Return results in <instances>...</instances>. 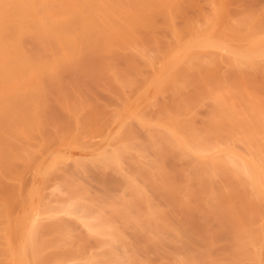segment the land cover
Masks as SVG:
<instances>
[{
	"label": "rangeland",
	"instance_id": "1",
	"mask_svg": "<svg viewBox=\"0 0 264 264\" xmlns=\"http://www.w3.org/2000/svg\"><path fill=\"white\" fill-rule=\"evenodd\" d=\"M248 1L249 0H247V2ZM243 2L245 3L246 0L245 1L243 0ZM263 2L264 0H256L255 2H251V4L253 3V5H255V9L257 10V7H259V5H261ZM238 4L240 3L238 2L236 6H238ZM248 5H250V3H248L247 6ZM241 6L243 5L241 4ZM234 8L236 9V11L237 10L239 11V8L241 7L239 8L234 7ZM252 8H254V6ZM261 10L264 9L261 8ZM259 12L260 11H258L257 13ZM183 52L184 51H178L180 56L181 53ZM152 53H153L152 55H148V56H153L154 58L156 54L154 52ZM156 53H157V56L155 57L156 61L152 58L154 60L152 66L149 64L146 65L143 62L144 65L140 66L137 69H132V68L129 69L127 66H125L126 68L122 69L123 67L121 66L122 70H118L120 69V67H118L117 69L118 71H116L115 69V72H113V68L112 70L107 69L103 71L104 74L106 75L109 72L108 70L111 71L109 72L110 74L108 73L110 75L108 76L109 78H112V75L114 76L118 75V77L120 76L121 77L120 81L123 82L121 84L120 81L116 80L117 83H115V81L113 80L112 81L114 82L113 84H111L110 86L107 85L108 87H105L106 84L108 83L107 81L106 83H104V86L100 85L102 84L101 81L103 82L104 79L103 78L101 79V81H99L100 79H98L100 84L98 82L97 86H94L96 84V83L94 84V82L96 81L91 83L87 82V84L86 82L85 83L79 82L80 84L77 83L76 85L75 83L77 81L76 82L73 81L72 83H71L72 81L71 79L69 81L68 79L69 71L66 72L65 70H60V72L56 71V74L57 73L58 75L60 74L59 76L61 77L62 75H65L66 78L68 79L67 80L65 76L62 77L65 78L66 80L65 83L64 80L62 79L60 82L55 83V85L54 84L49 85V83H45L43 84L44 86L41 85L36 89L38 91L43 89L42 91L43 93L44 91L45 92L47 91L46 93H44V96L49 92L50 94L47 95L48 97L50 96L49 98L45 97L46 98L45 99L43 98L44 96L41 95L40 98H37L38 101L37 99L35 100L31 99L32 101L30 102L28 100L30 96L28 97L25 95L26 97H28V99L25 96L23 98L21 97L22 99L26 100L24 101L25 103H23V106L27 105L26 103L27 101H29L28 103L30 104L32 103V105L35 104L33 112L36 113L38 112L39 118L36 113H33L31 111L32 113H30V115L27 118H22V119L19 118L20 123H22L23 121V124H19V122L16 121L19 125L21 126L24 125L25 126L24 129L26 130L28 129V131H25L23 129L24 126L17 127L18 126L17 123L16 126H14L15 130L13 129L14 130L13 131L11 129L12 131H10L13 132V134H11L9 131L8 132L7 131L3 132V130L0 131V139H1L0 141L1 142L3 141L2 143L4 144L10 143L8 145H12L10 147L5 145L4 147L3 146L4 144H2L4 148V150L2 149L3 154L0 152L2 154V155L0 154V157H2L4 155V151L6 150L5 148H7L5 152H7L9 148L11 152L9 153L12 154V157L10 158L11 162L10 161L9 163L6 162L7 164H10L9 169H5V167L7 168L8 165H4L5 167L2 168L5 171L4 174L3 173L1 174L6 175L5 177L6 182H4L5 180L4 177H2L3 175H1L0 177L1 181L4 180L3 182L4 184H6L5 188L3 189L2 187L4 185L1 186L3 183L0 182V184L2 183L0 185L1 187L0 190L2 189L0 191L1 192L0 194L4 193V196L2 195L3 198L0 200V208L2 207L1 208L2 210L0 209V230L4 231V234L0 232L1 234L0 238H2V236L4 238L7 237L6 239L8 240V244H9V246L8 244H6L7 249H5L6 248L5 246L3 247L4 250L1 248L0 245V252L3 250L4 253L6 254L5 256L2 254L3 251L1 252V256H0L1 264H6L5 260H7L10 257V255L12 260L14 261L8 262L7 260L6 262H8L9 264H12V262L14 264L18 260L19 263L16 264H24L23 262L27 264V262L29 261L28 258L26 257L25 259L24 256H23L24 258L21 257L24 254L26 255L25 251L28 252L27 256L30 259L35 257V259H37V263L39 264H232V263L239 264V263H235L234 261L238 257V254L237 256H234V259L232 257L234 250H236V253H238L236 248L237 245L235 247L234 244L235 249L233 250L232 243L236 241L234 240V238L237 239L238 235L240 236L241 233L239 234V231L236 229L238 231V234L236 233L237 236L235 235L236 237L232 238L231 234L229 236V234L227 233L226 236L225 234L226 232L224 233L225 236H223V231L226 229V227L225 229L221 228L223 231L220 230L218 231L217 229L218 225H221L218 222L217 217L220 215H224V211H225V210L223 211L222 209L224 207L222 202L225 203L224 201L229 198V197L227 198L228 195L234 197L233 196L234 193H232L231 190H228L230 187L228 189H226V187L228 185L230 186L231 183L233 187H235L234 184L236 183L239 185L240 184L239 181L241 179H242V183L245 182V186H247V181L250 180L248 179L246 173H244L245 175L241 173L242 172L241 170H237L235 171V173L231 171L232 174L230 173V170L237 169L233 167L230 168L234 160H236L235 163H237L238 160H241L243 158L244 162L242 163L247 164L248 168L251 167L249 163H246V161L247 160L249 161L250 159L246 156L247 154H251L249 152L246 153L249 149L246 151L244 145L241 144L239 141H237L239 139L237 138L234 139L232 137L231 138L229 137L230 139L227 138L228 130L230 132L232 129L229 128V126L230 127L232 126L233 124L232 120L234 118V116L232 117L233 115L232 111L227 109L228 104L231 102V101L229 102V100H231V97L229 98L228 95H226L227 97H223V99L226 98L229 99L228 101L226 100L227 102L226 101L222 102V106L224 104L225 106H227V107L223 106L224 108H226L224 110L220 108L221 105L217 104L218 103L217 98L214 95L209 94L210 89L211 91L217 89L218 84H216L215 82L209 84L208 88H203L205 89L204 91L201 90L199 88L200 86L198 85L200 91L197 93L196 90L199 89H196L197 87L195 85H194L195 87L188 86V89L186 88L187 86L186 87L179 86L177 92L180 91L181 88L183 89V92L180 91L181 92L180 96L176 95L177 93L173 91V93H176L174 95H176V97L177 96L179 97L178 100L180 99V101H178L180 102L179 104H181L179 105V107L186 106L185 108H187L189 112L194 114L191 115V113H189L184 108H182V111H180L181 112L180 115L183 116V118H181L179 114L175 115L176 113H178L179 110H181V108L179 109L177 107L178 109H176L175 106L178 103L174 104V102L171 101V103L174 104V107L176 109V110L173 109L175 111V112L173 111L175 114L170 110L174 114L173 117L176 118V120L181 119V122L183 121L184 123H188L190 121L191 122L190 125L194 124L197 127L201 128L203 131L209 128V130L206 131L207 133L206 132L205 133L206 134L210 133V134L206 135V137L209 136L207 138L204 137L203 135L204 138L203 137L202 138L204 139V141L206 140L205 142H207L204 145V141L202 139H201L202 141L198 140L199 139L198 135L205 133L202 132L200 129H199L200 131L198 130L196 131L195 129H198L197 127H194L192 129V126H190L189 128L190 130H192V132H188V130H186V132H188L186 133V135H185V131L182 133H178V131H183V130H178L177 128L182 123L179 124L176 122L177 123L176 126L178 124L179 125L177 127L172 126L171 124L175 122V119H172L173 117L172 118L170 117L172 116V113L170 112L169 114L171 115H168L167 112L169 111L166 112V110L163 111L164 109L161 110L160 107L161 105L160 106L158 105V100L163 99V101L164 100L168 101V98L166 97H169L170 99V96H166V97L164 96V98H162L163 95H168L169 93L163 94L162 92V96H161V94L158 93L161 90L159 86H161L162 89H165L164 92L165 91L168 92L171 91L173 88L176 90V87L178 85L175 87L174 83H169V84L166 83L168 86L174 84V87L172 85L171 86L172 88H170V90L163 88L164 86L163 84L165 83L159 81V80L162 81L163 77L168 78L167 80H165L164 78L165 80V81L163 80L164 82L169 80L173 81V78H169L172 77L170 76L171 74L166 76L167 65H165V63L168 64L169 54L167 53L168 56H166V59H163L162 57L163 55H161L162 53L160 55H159L160 52H156ZM121 54L122 55L125 54L124 56H127V53L123 52L120 53V55L116 54L115 58L114 55L112 57L114 58V60L116 59L121 60V62L118 63H122L123 59L121 58H125V57L122 56ZM129 54L130 53H128V55ZM130 56L132 57L133 55L130 54ZM136 56L137 55H134V57ZM138 57L137 59L139 60H145L142 58H148L146 57V55H139ZM126 59H124V62ZM155 63L157 64L155 65ZM162 67H164L165 69L164 68L161 69ZM182 67L183 66H181L180 68L183 71L180 70V72H184V68ZM174 68L178 72L176 67L170 66V68H168V73H170L171 71L174 72L175 70ZM219 69H220V73L226 74V77H229L232 74L231 71L229 69H226L224 66L220 67ZM91 70L89 71L91 72L90 74L95 76L97 74V77L101 76L100 72L102 71H99L98 74L97 69H94L96 73L93 71V69ZM87 71L86 73L89 74V72ZM185 71H186L184 72L185 74L183 73L182 76L186 75L190 78L193 77L204 78L211 73L210 71L204 69L202 70V73H199V71L197 70L190 71L185 69ZM163 72L165 74H163L162 76L161 73ZM180 72L178 74L181 76ZM235 73L236 72L234 71L233 74ZM257 73L258 74L255 76L253 75L249 76L246 74L243 76V78H245L247 80V83L252 87V91L254 92L258 91L260 93L258 94L257 92H255L259 95L258 98L260 99L257 101L254 98L253 100H254V104L256 102V107L252 103V105L254 106L253 107L251 106L250 108L249 103H251L252 99H249L251 101L246 100V102H249L247 106L246 102L243 101L244 99H242L239 96L238 97L234 96V98H236L235 99L236 102L234 103L238 105V106L236 105L235 108L240 107L242 105V108H237V110H235L238 112L240 111L239 109H241L239 114L245 113V115L252 116L251 113H253L254 110H256V109L254 110L252 109L257 108L258 105L261 103V101L264 100L263 99L264 82H262L263 74L260 71ZM155 76H156L155 79H157L159 82L154 79ZM251 77L255 78L256 82L250 81ZM109 80L111 81V79ZM67 81H69L71 84L70 83L68 84ZM159 83L161 85L158 86ZM108 84H110V82ZM193 84L194 83L191 82V85ZM45 85L47 86L45 87ZM85 85H87V87ZM154 85H156V87ZM187 85H190V82ZM193 88H195L196 90H194ZM184 89L186 91L188 90L191 94L190 95L187 94L188 92L186 93L187 95L182 94L186 92L184 91ZM64 90H66L67 92ZM75 91L77 93H75ZM78 92L80 93L82 92V93L80 94ZM59 93L64 95L62 96L60 95L58 98L57 95ZM65 93L66 95L69 94L72 97L70 98V96L68 95L67 96L68 99H67ZM171 93L172 92H170V94ZM194 93H196V96L199 97L198 99H196L198 100V103L199 101H202L199 104L197 103L196 106L192 104L193 102H196L193 99L197 97H194L193 99H192L193 96L189 97L191 95H194ZM52 94H54L55 96L53 95L54 96L53 97ZM75 94H79V95L75 96ZM92 94L93 97L94 94L96 95V97L93 100H92L93 97L92 96L90 97V95ZM172 94L171 97L174 98L175 96H172ZM80 95L81 97L83 96L84 98H81ZM85 95H86V99H85ZM181 95H183L182 98ZM208 95H210V97H207ZM56 96L59 100L62 101H56L58 100ZM87 97L88 100L90 99V102L92 101L93 102L88 103ZM176 97L175 99H177ZM185 97L187 101L193 100V102L192 103L187 102L184 103L186 104L184 105L182 101L183 99L185 100ZM211 97H213L214 99H212ZM79 98H80V102L77 101V99L79 100ZM40 99H42L43 102ZM44 99L45 101L49 99L51 101L49 100L48 101L49 103L47 104V102H45ZM63 99L67 100L66 103L63 102ZM72 99L73 101L76 100L77 102L73 103ZM237 99L239 103L237 102ZM68 100L72 101V103L70 102V104H72L70 106L71 110L70 108L68 110L69 107ZM85 100H87V102H85ZM97 100H99L100 105L97 104L98 103ZM52 103L55 104L53 105ZM60 103L62 104L64 103V105L62 104L59 105ZM82 103H85L86 106L88 105L89 106L86 107L84 106L85 104H83L84 107H82L83 109H81ZM50 104H52V106ZM164 104H165L164 106H166V103ZM44 105L45 107L47 106L45 110H44ZM49 105L51 108H49ZM168 105L171 106L170 104ZM29 106L27 105L28 109L32 110L33 106H31V108ZM40 106H42L41 110H39ZM77 106H79L81 109L80 111H78V113H76L78 115H76L75 113H71V112H77L79 108ZM245 106H247V110H245L246 109ZM52 107L56 108L54 109L55 110L54 112H56V114L52 113L53 112ZM212 107L213 108L216 107L219 110L217 111L216 109H214L215 110L214 112ZM243 107L245 108L244 112H243ZM259 107L263 112L264 103L262 106L260 105ZM35 108L37 110H35ZM189 108L192 109L189 110ZM167 110H169L168 107ZM248 110L251 111L250 114L249 113L246 114V111ZM42 111L43 113L45 111V113L42 114L41 113ZM210 111H213L214 112L213 114H218L217 117H214L216 115L212 116L211 114V117H214L215 119L209 116L208 113ZM229 111L231 112V115ZM222 112L224 114L226 113L225 117H223L224 115ZM221 113H222L221 115L222 118L220 117L221 118L220 119L219 116ZM31 114L34 115L35 117L33 118ZM74 114L76 115L75 117L72 116ZM185 115L186 116L188 115L187 116L188 119H186L187 117L185 118ZM30 117L33 118L31 119V122L29 119ZM245 117L247 118V116ZM19 119L17 118L18 121ZM28 119H29V123H31L29 125V128L33 124L35 125L37 124L36 126L34 125L35 127L32 126L35 129L31 127L29 131V128H26L27 126L25 125L26 124L25 122H27ZM205 119H207L209 123H207V120L204 122ZM15 120L13 119L14 123ZM67 120L71 121L70 122L71 126H69V124L66 125ZM62 122L63 124H61ZM211 122L213 123L216 122V124H213L215 128L213 125H211ZM14 123L12 125H15ZM42 125H44L45 127ZM62 125L66 128L67 126H69V128L72 127V130L67 131L65 130L66 128H64ZM204 125L208 126V128L205 127L204 129ZM186 126L188 127V124L185 125V127ZM185 127L183 128L179 126V129L180 128L185 129ZM169 129L170 130L172 129L171 130L172 132H170V134L172 135L173 133L174 136L173 135L171 136L169 134L170 131ZM215 129H217V131ZM16 130L18 131L16 132ZM20 130H22V132ZM174 130H176L178 134H176ZM219 131H221L220 133L225 132V134L222 133L221 136H216L214 133L217 134ZM193 132L197 133L196 138L194 140L200 141L199 144L201 145L198 144L199 145L198 147L203 146L206 152L210 151L211 148L210 145L211 146L215 145L212 148L216 147V149L211 150L209 153H204L200 151L203 154H201L200 152L198 153L199 150L198 151H196L195 149L193 150V147L195 146L190 147V145L187 143V141L191 142L193 136L195 137V134ZM7 134H10L11 136L9 137ZM223 135L225 136L227 135V137H224ZM178 136L179 138H177ZM6 137L7 138L9 137L11 142L12 140L13 141L15 140L16 142L14 141L12 142V144L11 142H6L5 140L9 141V139H7ZM171 137L175 141H173ZM180 138H182L183 140ZM177 139L179 141L182 140V142L180 141L178 143L180 144L179 146H177L178 144H176L178 141ZM232 139L235 140L234 141L235 143L232 141ZM152 141H156L157 145L155 146V143ZM159 142L161 143L160 145L161 147H158ZM171 142H173L174 145ZM153 143L155 148L151 146L153 145ZM245 143L247 142L244 141V144ZM235 144H236V146L234 147L235 149L232 147H228L236 151L234 154L236 155V158L233 157L231 158V156L234 155L231 156L227 155L229 153L225 152L227 149L226 145H235ZM171 145H173L174 147ZM246 145L249 144L247 143ZM218 146L219 147L222 146V149L217 148ZM159 148L162 152H159L160 151ZM157 150L159 154L158 152H156ZM219 152L220 154L222 152L223 155L226 154L227 157L229 156L228 158H231L232 162L230 161V163L228 164L229 161L228 162L225 161L228 159L227 157H224V159L225 158L227 159L221 160V162H219L220 159H223L222 157L219 159V161L217 160L216 162L213 161L210 163L208 162V160L206 162L205 158L203 157L205 156V154H207L206 157L211 156L212 159L210 157H209L210 159L209 158L208 159L209 161H212L214 157L213 154L218 155L216 153ZM239 156L241 157V159L239 158ZM200 157L204 158V160L202 161L201 159L200 161ZM8 159L9 158H7V160ZM197 164L198 166H200L201 164L204 165L203 166L201 165L202 168L200 167L201 169L199 170L197 168ZM206 164L208 166H205ZM237 164L240 165L239 162ZM245 164L243 165V168L247 166V165L245 166ZM194 165L196 166L194 167ZM0 166L2 167V165ZM222 167H226L224 169H228V168L230 169L227 170L229 172L226 173L229 174L228 175L229 177L233 178V176L236 175L237 178L238 177L239 178L235 179L236 177H234L230 183L224 182L227 181L226 180L227 176H225V174L222 175L223 174V172L221 173ZM195 168H197L199 171H201L202 169H206L205 170L206 175H202L204 174V172L202 171L200 174L199 171ZM195 170H197L196 171L198 172L197 174L200 175H195L196 173ZM208 171H210V175H208L209 178L208 179L206 178L207 180L205 179L206 181H203L202 179L204 177H207V174H209ZM212 171H214L215 173L211 174ZM238 171H241L239 173L242 174L240 175L241 177L237 175ZM220 173L221 176L218 175ZM199 176L201 177L202 181L200 180ZM244 176H246L247 179ZM242 183L241 186L244 185ZM248 183L250 184L248 186L253 188L250 181ZM224 186L226 189L225 192L229 191L228 194L224 192L225 195H227L225 197L227 199L224 198V201H222L221 196L220 197L214 196V198L213 197L211 198V196L215 194L216 195L220 194V193L217 194L215 192V189H217L218 191ZM241 186H239V188L241 189L245 188ZM189 187H192V189H189ZM236 187L234 189L239 193L238 195L240 194L244 195V193L247 192V191L245 192L244 190V193L242 194L240 193L239 190L236 189ZM187 188L190 191L194 192L192 193L189 191L190 194H192L190 197L188 196L189 192ZM220 191L223 192V189H221ZM242 191L243 189L241 190V192ZM251 191L253 190L252 189L250 190V193L252 194L253 192ZM258 191H261V193L263 192L262 195L264 194L263 189H260ZM210 193L211 196H209V198H211L212 200L207 199L208 198L207 196L210 195ZM250 193H248L246 197L247 196L250 197L249 196ZM222 196L224 197V194ZM263 199L264 196H262V200ZM207 200L209 201V203H212V205H214L213 208H215V205L216 208L219 207L220 205H223L219 207V209L221 208L222 210L218 209L221 212L217 210L221 214L218 213L219 214L218 215L216 211L214 213L215 215L213 213L212 215H209L208 213H207L208 215H205L206 212H204L203 210L206 209V211L207 210L210 211V206H208L209 203L207 202ZM225 204H228V202ZM262 204H264V201ZM212 205H211V209H212ZM185 207L189 208L190 209L189 211H194V212L196 211V214H192L194 212L191 213V216L194 215L193 220L191 219L192 222L189 219L192 217L190 216L188 218L187 215L190 214H187L188 209L187 211H185ZM206 207H208L209 209ZM215 210L216 209H214L213 211ZM256 210L257 209L255 208V211ZM262 210L264 209L261 208L260 211ZM260 211L258 212L260 213ZM204 215L207 218H205ZM232 215H233V211H232ZM250 216L254 217V215L253 216L250 215ZM185 217L186 219H189L191 223L190 222L188 223V220H185ZM229 217L232 216L229 215ZM245 217L247 218L248 215H246ZM259 217L262 218L260 219L261 221L264 220L263 216L260 215ZM239 218L237 219L235 218V219L238 220ZM241 219L242 222L244 223L248 222V220L245 221L244 217L243 218L241 217ZM205 220L207 221L206 224L207 226L206 225L204 226L208 227V229L207 228L204 229L203 223H201L204 222L205 224L206 223ZM260 220H258L259 228L256 226H255L256 228L255 227L254 228L255 230H260V226L262 225L261 231L263 234L264 223H260L261 222ZM219 221L221 222L222 218ZM242 222H241V226H243ZM255 223L253 224L255 225ZM238 224H240V221ZM5 225L7 226V228L6 227L4 228ZM182 226H185L186 228L185 227L182 228ZM249 226L247 228L249 230L248 231L246 230L248 232V235H250V229L253 228L251 226L249 228ZM177 227L180 228L181 230H179ZM228 227L232 228V226H227V229ZM32 229H36L37 232L39 233V235H37L38 233L34 234L33 235L34 237H37V239L44 238L43 241L44 244L40 243L36 239V241L40 243V244H37V242L35 243L34 249L36 250V252L33 251V248H31V246L25 249L27 244L29 245L33 243L32 242L33 240H31V242L28 241L29 237L30 238L33 237L32 236L33 233L32 234L29 233L30 230L32 231ZM216 229L218 233L222 234L221 237H216L218 234L216 232ZM245 229L246 228H244V232ZM231 230L233 232V229ZM255 230L252 231L256 232ZM26 231H28V233ZM261 231L254 233L255 235H257L254 237L255 240H257L258 233H260ZM16 233H18V236L21 234L20 235L21 237L19 238ZM215 233H217L216 236ZM262 234L260 233L259 235L261 236V240L263 239L264 241V236ZM203 235L205 236V238H207V240H204L205 238L202 237ZM13 237L16 241L13 239ZM24 239L26 240V242ZM213 239H216V241L213 242L214 241ZM2 240L0 242H3ZM260 241L258 242L256 241V242L259 244ZM24 243L27 244L25 245ZM247 243L249 245V242ZM261 243L262 241L260 242L259 246H261L262 248L264 244L262 245ZM41 244L42 246H40ZM254 244L252 243L253 247ZM258 244L255 246L256 248ZM246 245H245L246 249L244 247H241L243 251L244 250L247 251L248 245L247 246ZM252 245L250 244L251 246L250 249H252L253 251ZM220 246H222L223 248ZM42 249L44 255L42 256V260H41L40 256L42 255ZM250 249L248 251H250ZM203 251L204 252L206 251V257L200 256L201 254L204 253ZM207 251H210L213 254L212 257L207 258V255L210 253L209 252L207 254ZM262 251H264V249ZM16 252H17V256H16ZM242 253L241 256L239 257H242L243 255L246 258V254H245L246 252H244V254ZM13 254L14 257L12 256ZM248 254L247 256L250 259V262L248 261L249 259L247 260V262H244L245 258L243 259L242 257L243 261L241 262H244L243 264H253V261H251L253 259L250 258L252 256V252L251 254L250 253ZM21 260H23V262H21ZM26 260L28 261L26 262Z\"/></svg>",
	"mask_w": 264,
	"mask_h": 264
},
{
	"label": "bare ground",
	"instance_id": "2",
	"mask_svg": "<svg viewBox=\"0 0 264 264\" xmlns=\"http://www.w3.org/2000/svg\"><path fill=\"white\" fill-rule=\"evenodd\" d=\"M202 1L203 0H201V1L200 0H0V131L3 130V132H6V131L10 132L14 129V126H16L17 122H19V124H23V121H22V123H20L19 118H21V119L27 118L30 115V113L33 112L34 107H35L34 106L35 104L32 105V103L30 104L28 102L29 101L31 102L32 100L40 98L41 95L44 96V93L47 92V91L46 92L44 91V93H43L42 92L43 89L39 90V91L36 90L38 87H40L41 85H43L45 83H49V85L50 84L55 85V83L60 82L62 79L64 80V83H65L66 76L62 75V77L65 76V78H62L61 76H59L60 74L59 75H58V73L56 74V71L57 72L58 71L60 72V70H65L66 72L69 71L68 79H69V81H70V79L72 80L71 83L73 81H75V82L77 81L76 83L74 82L76 85H77V83L80 84L79 82H82V83L86 82V84H87V82L91 83V82L96 81V82H94V84L96 83L94 86H97L98 82L104 78L105 82L103 79V82L101 81L102 84H100V82H99V84L104 86V83H106V81L108 83L110 82V84L107 83L105 86V87H108L114 83V82H112L113 80L115 81V83H117V81H120V79H121L120 76L118 77V75L114 76L112 74H111L112 78L108 77V76H110L109 72H111L110 70H112V68H113V72H115V69H116V71L122 70V69L126 68L125 66H127L129 69H131V68L137 69L140 66L144 65L143 62L146 65L149 64L152 66L154 63L155 57L157 56L156 52H160L159 55L162 53L161 55H163L162 56L163 59H166V56H168L167 55V53H168L169 54L168 64L165 63V65H167L166 76L171 74L170 76H172V77H169V78H173V81L169 80V81L164 82L165 80L168 79L165 77H163V80L165 78L164 81L163 80L162 81L159 80V81L162 83H165V84H163L165 87L163 85L162 86H163V88H166L167 90H170V88H172L171 87L172 85L174 87V84H175V87L178 85L176 87V90L173 88L171 91H168V92L165 91L164 92L165 89H162V87L159 86V85H161L160 83L158 84L159 88L161 89L160 91L158 89V91H159L158 93H160L161 96H162V92H163V94L169 93L168 95H163L162 98H164V96L165 97L170 96V99H169V97H166V98H168V101L167 100L163 101V99H161L163 101L162 102L161 100H158V105L159 106L161 105L160 106L161 110L164 109L163 111H165V110H166V112L169 111V112H167L168 115H171L169 113L171 111L173 112L174 111L173 109H175V107H176V109L181 108V110H179V111L177 110L178 113L175 114L174 113L175 111L173 112L175 115L179 114V116H181L180 111H182V108H184L186 111H188V109L185 108L186 106L185 107H182V106L179 107V105H181V104H179L180 102H178V101H180V99L178 100L179 97L178 96L176 97V95L180 96V94H181L180 91L183 92L182 88L180 89V91L177 92V90L179 89L178 88L179 86H182V87L187 86L186 87L187 89H188V86H192V87L196 86L197 87L196 89L200 88L201 90L204 91L205 89H203V88H208L209 84H211L212 82H215L216 84H218V87L216 90H212V91L209 87V89H210L209 94L214 95L217 98V102H218L217 104L221 105L220 108L224 109V110L226 109L224 107H227V106H225V104H224L223 105L224 107H223L222 102H224L226 100L228 101L229 99H227V98L223 99V97H227L226 95H228L229 98L231 97V100H229V102L230 101L231 102L230 103L228 102L229 104H228L227 109L232 111V113H233L232 117L234 116V118L232 120L233 124L231 123L232 126L230 127L228 125L229 128H232V129L230 131L231 133L228 130V133H227L228 137H227V135L226 136L223 135V136L227 137L228 139H230L231 137L234 139L237 138V139H239L237 141H239L241 144L244 145V147L246 148V151L249 149L246 153L249 152L251 154H247L246 156L250 159H249V161L247 160L246 163H249L251 165V167L248 168L247 164L242 163V162H244V160H243V158L241 159L240 156H239V158L241 160H238L240 165L237 164L238 162L235 163L236 160H234L233 162L231 161L232 157L236 158V155H234L236 152V151H234V149H235L234 147L236 146V144L235 145H226L227 149H226V151L224 150L225 152L229 153L227 155H230V156L234 155V156H231V158H228L229 156L227 157L226 154L223 155L222 152H221V154H220V152L216 153L218 155L213 154L214 157H213L212 161H209L211 156H209L210 158L208 156L206 157L207 154H205V156H203V155H201V156H203L205 158L206 162L208 160V162H210V163L213 161L216 162L217 160L219 161V159L222 157H223V159H220L219 162H221V160H225L228 158L225 161L226 162L229 161L228 164L230 163V161L232 162L230 168L233 167V168H237V169L236 170L233 169L234 170L233 171V170H230L229 168L224 169L226 167H222V171H221V173L223 172L222 175L225 174V176H227L226 177L227 181H224V182L230 183L234 177H236L235 179L239 178V177L237 178L236 175L233 176V178L229 177L228 176L229 174H226L229 172L227 170H230V173H231V171L233 173H235V171L241 170L242 172L238 171L237 175L240 176L242 174L245 175L244 173L247 174L248 179H250L247 181V186H245L244 181H243L244 183H242L241 178H240L241 180L239 181V183H240L239 185L237 183L236 184L233 183V184L235 185V187L237 186L236 189L239 190L240 193L243 194L244 190H245V192L247 191L246 192L247 194L244 193V195H241V194L238 195L239 193L234 189L235 187H233L231 185L232 183L230 184V186L228 185L226 187V189H228L230 187L228 190H231V192L234 193L233 194L234 197H231L229 195L228 196L225 195V193L228 194V192H229V191L225 192V190H226L225 186L223 188H221V189H223V192L220 191L221 189H219L218 191H217V189H215V192L217 194H219V193L220 194L219 195L215 194V195L211 196V193H210V195L207 196L208 197L207 199L210 200L212 197L214 198V196H219V197L221 196V200L224 201V198L226 196H227V198L229 197L228 199L225 198L227 200L224 201L225 203L228 202V204H225L222 202V204L224 205V207L222 209H223V211L225 210L224 215H220L221 217L218 216L219 214H221V213H219V212H221V211H219L221 209V208L219 209V207H221L223 205H220L217 208L215 205V208H213L214 205H212V203H209L208 200H207V202L209 203L208 206H210V211L209 210L206 211L205 208H204L205 210H203V211L206 212L205 215H208V214L212 215V213L214 214L219 209L218 210L219 212L217 211V214L219 213L217 215L219 218L217 216L216 217H217L218 222L221 225H218V227H219V228L217 227L218 231L219 230L223 231L221 228L225 229V227H226V229H227V226H232V228L228 227L227 230L225 229L223 231V236H225L224 235L225 232H226L225 233L226 236L228 233L229 236H230V234L232 235V238L237 236L236 233L238 234V231H239V234L241 233L240 234L241 237L239 235L237 237V239L238 238H240V239L237 240L236 238H234V240H236L237 242L235 241L232 243L233 244V250L235 249V247L237 245L236 248H237V252H238V253H236V250H234L233 256H232L233 259H234V256H237V254H238V257L241 256V253L243 251V249L241 247H244L246 249L245 245L246 244L248 245L247 242H249V245L248 246L246 245L248 247L247 251L251 247L250 244L251 245H252V243L253 244L255 243V244H254V247L252 245L253 251H252V249H250V251H248V252L246 250L243 251L242 254H244V252H246L245 254H246V258H247L246 259L245 256L242 255L243 259L244 258L246 259V260L244 259V262H247V260L249 259L248 253L251 254V252H252V256L250 258L253 259V260H251V261H253V264H256V263H258V264L263 263L264 264V255H263L264 251H262L264 249L263 248L264 241H263V239L261 240V236L259 235L260 233L262 234V231H261L262 225L260 226V230H255V228L259 226L258 220L262 219L259 216L260 215L263 216V219H264V210L260 211L261 208L264 209V204H262L264 201V199L262 200V196H264V194L262 195V193H263V192L261 193L262 190L258 191L260 189L264 190V162H263L264 161V111L262 112V110L259 107L260 105L261 106L263 105L264 100H262L263 103L261 101L262 104L258 103L259 108L257 107V108L252 109V110L256 109V110H254L253 113H251V111H249V110H248L249 112L246 111V114L251 113L252 116L249 115L250 116L249 117L248 115H245V113H242L245 116H247V118L244 115L239 114L241 109H239L240 111H238V112L235 111V110H237V108H242V105L240 107L235 108V106L237 104L234 103V102H236L235 101L236 98H234V96L235 97H238V96L241 97L242 99H244L243 100L244 102H246V100L252 99V101L249 100V101H251V103L246 102V105L249 103L250 108H251V106L253 107L254 105L256 107V102L254 104L253 99L255 98V100H257V101L260 99V98H258L259 97L258 94H260V93L258 91H255L258 93L257 94L254 91H252V87L247 83V80L245 78H243V76L246 74L249 76H252V75L255 76L258 74L257 72L260 71L263 74L262 82H264V10H261V8L264 9L263 8L264 2L261 5H259V7L256 6L257 7V10H256L255 5H253V3L251 4V2H255L256 0H252V1L249 0L248 2L246 0V2H245L246 4L243 2V0L242 1L240 0L241 2L237 1V0H205L203 2ZM204 2H206V3H204ZM238 2L240 4H238V6H236V4ZM248 3H250L251 7H250V5L247 6ZM241 4L243 6H241ZM253 6H254V8H252ZM234 7H236V8L241 7V8H239V11L238 10L236 11V9ZM252 9L254 12L252 11ZM258 11H260V12L257 13ZM178 51H184V52L181 53V56H180ZM123 52L127 53V56L129 57V59L127 56H124L125 54L124 55L121 54L125 58H121V59H123L122 63H118V62H121V60L116 59V60H118V61H116V60H114V58L116 57V54L120 55V53H123ZM152 52H154L156 54V56L154 58H153V56H148V55H152L153 54ZM128 53L132 54L133 56L131 57L130 54L128 55ZM113 55H114V58L112 57ZM134 55H137V56L134 57ZM139 55H146V57H148V58H142L145 60H139V59H137V57ZM126 57H127V59H126ZM149 57H151V58H149ZM124 59H126L125 62H124ZM160 61H161V59H160ZM122 64H124V65H122ZM156 64L157 63H155V65ZM121 66L123 67L122 69H121ZM170 66L176 67L178 72L174 68L175 69L174 72L171 71L172 73L171 72L168 73V68H170ZM181 66H183L182 68H184V72H186L185 69H187L190 71L191 70H195V71L197 70V71H199V73H202V70L204 69V70L210 71L211 73L204 78H202V77L190 78L186 75L182 76L184 72H180V70H182L180 68ZM223 66L226 69H229L232 74L235 71L236 75L231 74L229 77H226V74L220 73L219 68L223 67ZM118 67H120V69H118ZM163 68L164 67H162L161 69H163ZM89 69L90 70L93 69V71H94V69H97L98 74H99V71H102V72H100L101 76L97 77V74H96V76L90 74L91 72H89L90 71ZM107 69H110V70H108L109 74L107 73V75H106V74H104L103 71H105ZM86 71L89 72V74H87ZM164 72H165V70H164ZM164 72L161 73L162 76H163V74H165ZM175 72H177V73H175ZM179 72H180L181 76L178 74ZM102 76H104V77H102ZM156 76L154 77V79L156 78ZM162 76H161V79H162ZM98 79H100V80L98 81ZM109 79H111V81ZM155 80H157V79H155ZM69 81H67L68 84L70 83ZM170 81H172V82H170ZM250 81L256 82V79L251 77ZM189 82H190V85H187V84H189ZM191 82L194 84L191 85ZM121 83H123V82L120 81V84ZM166 83H168V84L174 83V84H171L170 86H168ZM58 85H59V83H58ZM46 86L47 85H45V87ZM62 86H64V85H62ZM85 86L87 87V85H85ZM89 86H90V84H89ZM154 86L156 87V85H154ZM201 86H203V87H201ZM49 87H51V86H49ZM56 87H57V85H56ZM193 89L196 90L195 88H193ZM200 89L196 90V93L199 92ZM209 89H208V91H209ZM64 91H66V90H64ZM173 91L176 92L177 94L173 93ZM184 91H186V90L184 89ZM170 92H172L173 93V94L171 93L172 96H175L177 99H175V97L172 98ZM75 93H77V92L75 91ZM78 93H80V92H78ZM186 93L189 95L191 94L188 90L182 94L187 95ZM196 93H194V95H191L189 97L193 96L192 99L194 97H197ZM201 93H199V94H201ZM49 94L50 93L48 92V94H45V96L43 98H45V97L49 98L50 96L49 97L47 96ZM54 94H52V96ZM174 94H176V95H174ZM254 94L256 97L254 96ZM25 95L28 97L30 96V98L28 99V97H26ZM60 95L62 96L64 94L59 93L57 95L58 98ZM65 95H66V93H65ZM68 95H66V97ZM77 95H79V94H75V96H77ZM210 95H208L207 97H210ZM24 96L29 100L26 102L27 105L28 106L30 105L29 106L30 108H31V106H33L32 110L28 109L27 105L23 106V103H25L24 101H26L25 99H22ZM57 96H56V98H57ZM91 96L93 97V94L90 95V97ZM182 96L183 95H181V98H182ZM71 97L72 96H70V98ZM80 97H81V95H80ZM95 97H96V95L94 94V97L92 98V100ZM81 98H84V97L82 96ZM198 98L199 97L193 99L196 102H193V100L187 101L186 97H185L186 101L184 99H183V101L181 99V101L183 104L187 103V102H190V103L193 102L192 105L196 106L198 103V100H196V99H198ZM203 98H201V99H203ZM211 98L214 99L213 97H211ZM45 99H44V101H45ZM67 99H68V97H67ZM85 99H86V95H85ZM40 100L43 102L42 99H40ZM49 100H47L45 102H47V104H48ZM53 100H52V102H53ZM87 100H88V97H87ZM87 100H85V102H87ZM37 101H38V99H37ZM41 101H39V102H41ZM56 101H62V100L58 99ZM66 101H67L66 99H63V102L66 103ZM72 101H73V99H72ZM72 101L68 100V102H69L68 103L69 104L68 110H69V108L71 110L70 106L72 104H70V102L72 103ZM77 101L80 102V98H79V100L77 99ZM77 101L74 100L73 103L74 102L76 103ZM97 101H98L97 104L100 105L99 100H97ZM171 101L174 102V104L175 103H178V104L174 107V104L171 103ZM34 102H36V101H34ZM89 102H90V99L88 100V103ZM92 102H90V103H92ZM201 102L202 101H199V103H201ZM237 102L239 103L238 99H237ZM164 103H166V106H164L165 105ZM214 103H216V102H214ZM252 103L254 105H252ZM52 104H50V105L52 106ZM61 104L62 103H60L59 105H61ZM83 104H85V103H82L81 109H83L82 107L86 106V104L84 106H83ZM168 104H170L171 106H169ZM50 105H49V108H51ZM62 105H64V103ZM75 105H73V106H75ZM77 105H80V104H77ZM184 105H186V104H184ZM73 106H72V108H73ZM88 106H86V107H88ZM187 106H188V104H187ZM247 106H245L246 109L243 107V112H244V109L247 110ZM46 107L44 105V110L46 109ZM54 107H56V106H54ZM77 107H79V106H77ZM167 107L169 108V110H167ZM39 108L38 109L41 110L42 106H40ZM100 108H102V107H100ZM52 109H53L52 113L56 114V112H54L55 111L54 109H56V108L52 107ZM81 109L79 107L77 112H71V113L76 114ZM191 109L192 108H189V110H191ZM214 109H216L217 111L219 110L215 107V108H213L214 112H215ZM35 110H37V109L35 108ZM72 110H75V109H72ZM46 111H48V110H46ZM213 111H210L208 113L209 116L211 117V114H212V116L216 115L214 117H217L218 114H213L214 113ZM230 111H229V113L231 115ZM194 112H195V110H194ZM235 112H236L237 116H236ZM33 113H36V112H33ZM41 113L44 114L45 111H44V113H43V111ZM173 113H172V116H170L171 118L174 115ZM189 113H191V112H189ZM222 113L220 114L219 118L221 117ZM36 114L38 115V112ZM75 114L72 116L75 117L76 115H78V114H76V115ZM193 114L194 113H191V115H193ZM225 114L223 113V115H224L223 117H225ZM31 116L33 118L35 117L32 114H31ZM187 116L185 115V118ZM32 117L29 118L30 122H31V119H33ZM214 117H211V118H214ZM17 118L19 119V121L17 120ZM38 118H39V115H38ZM181 118H183V116H181ZM13 119L14 120L16 119L15 123L13 122ZM29 119L27 120V122H25L26 124L24 123L27 126L26 128H29V125L31 124V123H29ZM75 119H77V118H75ZM172 119H175V122L173 123L174 125L173 124H171V125L175 126V127H177L179 124L182 123L179 126L184 128L185 125L188 124V127L186 126L185 129H183V128L179 129V126H178L177 127L178 130H183V131L177 130L178 133H182L185 131V135H186V133L192 132V130H190V128H189L190 126H192V129L194 127H197L194 124L190 125L191 122L189 120H188L189 121L188 123H184L183 121L181 122V119L176 120V118H174V117ZM186 119H188V117ZM206 120L207 119H205L204 122ZM217 120H218V118H217ZM25 121H26V119H25ZM233 121H235V122H233ZM70 122L71 121L67 120L66 125L69 124V126H71ZM176 122L179 123L177 126H176V124H177ZM13 123L15 125H12ZM207 123H209L208 120H207ZM19 124L17 127L21 126ZM61 124H63V122ZM213 124H216V122H214V123L211 122V125H213ZM34 125L35 124H33L32 126H34ZM44 125H42V126H44ZM22 126H24V125H22ZM69 126H67V128H69ZM34 127H32V128H34ZM205 127L208 128V126L204 125V129H205ZM24 128H25V126L23 127V129ZM30 128H29V131H30ZM64 128H66V127H64ZM67 128L65 130H67V131L72 130V127L69 129H67ZM170 128H172V127H170ZM197 128L198 129H195L196 131L201 130L204 133L209 130V128L204 130V131L199 127H197ZM214 128H215V126H214ZM24 130L28 131V129L27 130L24 129ZM171 130L169 131V134H170V132H172ZM186 130H188V132H186ZM215 130L217 131V129H215ZM17 131L18 130H16V132ZM20 131L22 132V130H20ZM174 131L176 132V130H174ZM195 132H193L195 134V137L193 136V139L191 140V142L187 141L189 139L186 140L187 143L190 145V147L195 146V147H193V150L194 149L196 151L199 150L198 153L200 151H202L204 153H209L211 150L216 149V147L212 148L215 145L211 146L210 144L209 145L211 148H210L209 152H206V150L203 148V146L198 147L199 145H201V144H199L200 141H198V140L202 139L204 141L203 138L206 137V135H208L210 133L206 134L207 133L206 132L205 134L198 135L199 139L194 140L196 138V134H197ZM220 132L221 131H219L217 133L218 135L216 133H214V134L216 136H221L223 132L222 133H220ZM10 133L13 134V132H10ZM178 133L176 132V134H178ZM219 133H220V135H219ZM199 134H200V132H199ZM223 134H225V132ZM7 135L9 137L11 136L10 134H7ZM172 135H173V133H172ZM185 135H184V137H185ZM203 135H204V137H203ZM9 137L8 138L6 137V138L9 139ZM207 137H209V136H207ZM177 138H179V136ZM180 139H182V138H180ZM184 139H186V138H184ZM4 140H5V138H4ZM182 140H180V141L182 142ZM243 140L246 141L249 145H246L247 143L244 144ZM5 141L11 142L10 139H9V141H7V140H5ZM14 141L12 140V142H14ZM173 141H175V140L173 139ZM180 141L178 140L176 144H178ZM205 141H204V145H205V143H207ZM232 141L234 142L235 140L232 139ZM2 142L0 141V150H1L0 152L1 153H2V149L4 150L3 146L4 147H5V145H7L8 147L12 146V145H8L10 143L4 144ZM12 142H11V144H12ZM152 142L155 143V146L157 145L156 141H152ZM154 143L151 146L154 147ZM171 143H173V142H171ZM209 143H211V142H209ZM2 144H4V145L2 146ZM185 144H186V142H185ZM160 145H161V143L159 142L158 147H161ZM173 145H174V143H173ZM173 145H171V146H173ZM179 145L180 144H178L177 146H179ZM209 145H208V147H209ZM228 147H232L234 149L228 148ZM217 148L222 149V146H220V147L218 146ZM5 149L7 150V148H5ZM159 150H160V148H159ZM5 151H4L5 156L3 155L2 157H0V160L3 158L0 161V165H2V167L0 166V169L2 170V172L0 170V177H1V175L4 174L5 170L2 169L5 167L4 165H8L7 168L5 167V169H9L10 164H7V163H9L10 158L12 157V154H10L11 152H10L9 148H8L7 152H5ZM156 152H158V150ZM159 152H162V151L160 150ZM159 152H158V154H159ZM230 153H232V154H230ZM201 154H203V153H201ZM7 155H8V157H7ZM237 155H239V154H237ZM224 157H227V158L224 159ZM7 158H9V159L7 160ZM204 158L200 157V161H201V159L203 161ZM241 163H242V165H241ZM244 164H245V166L246 165L247 166L243 168ZM201 165L198 166V164H197V168L199 170L202 168V166L204 164L202 166ZM195 166L196 165H194V167ZM205 166H208V165L206 164ZM240 167H242V168H240ZM197 168H195V169H197ZM197 170H195V172ZM205 170L206 169L201 170L202 172H204V174H202V175H206ZM201 171H199L200 174H201ZM240 172L242 174H239ZM1 173H3V174H1ZM197 173L198 172H196L195 175H200ZM208 173L209 174H207V177L203 178V176H202L203 181H206L209 178L208 175H210V171H208ZM213 173H215V172L212 171L211 174H213ZM217 173H219V172H217ZM221 173L218 175L221 176ZM211 176H213V175H211ZM2 177H4V180H5V181L4 180L3 181L6 182V179H5L6 175H3ZM244 177L246 178V176H244ZM199 178L201 180L200 176H199ZM3 181H1V179H0V182L3 183V184L1 183L2 185L1 184L0 185L1 186L4 185L2 187L4 189L6 184H4ZM249 181H250L253 188L248 186V185H250L248 183ZM241 183L244 185L241 186ZM239 186L245 187V188H242L243 189L242 192H241L242 189L239 188ZM231 187H233V188H231ZM250 188L253 190V191H251V192H253L252 194L250 193V190H251ZM189 189H192V187H189ZM189 189H188V192L190 191ZM190 192H192V191H190ZM190 192H189V195L187 194L189 197L192 195V194H190ZM192 193H194V192H192ZM222 193L224 194V197L222 196L223 195ZM248 193H250V195H249L250 197H248V196L246 197V195H248ZM0 195H1V197H0V200H1L4 196V193L0 194ZM209 196H211V198H209ZM210 204L212 205L213 210L216 209L215 211H213L211 209ZM260 204H262V205H260ZM231 207H232V209H231ZM206 208H208V207H206ZM255 208L257 209L256 211H255ZM258 208H259V210H258ZM187 209H188V213L187 212L186 213L190 214V215H187V214L186 215L189 218L191 216V213L194 211H189L190 209L185 207V211H187ZM226 209H229L231 211L226 210ZM226 211H228V212H226ZM232 211H233V215H232ZM258 211H260V213ZM229 213H231V214H229ZM254 213H257V214H254ZM258 213H259V215H258ZM192 214H196V211ZM184 215H185V213H184ZM205 215H204V217H205ZM229 215L232 217H229ZM246 215H248V217L250 215H252V216L254 215V217L250 216L249 218L248 217L246 218L245 217ZM191 217L192 218H189V219L192 222L194 215H192ZM223 217H225V218H223ZM241 217L242 218L244 217V219L246 218L245 221L248 220V222H246V223L242 222ZM205 218H207V217H205ZM221 218H222V221H221L222 223L219 221ZM235 218L236 219L239 218V219L236 220ZM189 219H186V217H185V220H188V223L190 222ZM244 219H243V221H244ZM239 221H240V224H238ZM205 222H206L205 224H204V222H201V223H203L204 229L205 228L208 229V227L204 226L207 224L206 220H205ZM236 222H237V224H236ZM241 222H242L243 226H241ZM250 223H252V224L255 223V225L253 224L254 225L253 226ZM260 223H264V220L261 221ZM245 224H246V226H245ZM249 225L250 226L252 225L251 227H253V228L256 226L254 229L253 228L250 229V235H248V232H247L249 230V229H247ZM250 226H249V228H250ZM5 227L7 228L6 225L4 226V228ZM183 227H185V226H182V228ZM203 227H201V228H203ZM14 228H15V226H14ZM244 228H246L245 232H244ZM12 229H13V226H12ZM178 229L181 230L180 228H178ZM217 229H216V232H217ZM231 229H233V232H235V233H233ZM252 230L253 231L255 230L256 232H253ZM23 231H24V229H23ZM258 231H261L260 233H258L259 240H258V237H257V240H255L254 237L257 235H255L254 233H257ZM0 232H2L4 234V231L0 230ZM6 232H7V230H6ZM26 232L28 233V231H26ZM29 233L30 234L33 233L32 234V236H33L34 234H36L38 232L36 229H32V231L30 230ZM217 233H215V236ZM16 234L18 236V233H16ZM30 234H29V236H30ZM20 235L18 236L19 238L21 237ZM37 235H39V233ZM221 235L222 234L218 233L216 237H221ZM262 235L264 236V233ZM4 236H6V235H4ZM242 236H243V238H242ZM202 237L205 238L204 235ZM2 238H3V240H2ZM2 238H0V241L2 240L4 243L0 242L1 248L3 249V247L5 246L6 247L5 249H7V246H6V244H8V240L6 239L7 237L4 238L2 236ZM32 238H30V237L28 238V241H30V242H31V240H33L32 244L28 245L27 243H24L25 245L27 244L25 249H27V248H29V246H31V248H33V251L36 252V250L34 249L35 243L37 242V244H40V243L44 244L43 243L44 238H40V239L38 238L37 239V237H34V236ZM13 239H14V237H13ZM36 239L40 243H38V241H36ZM5 240H6V243H5ZM204 240H207V238H205ZM213 240H214L213 242L216 241V239H213ZM234 240H232V241H234ZM254 240H255V242H254ZM260 240L262 241V243H261L263 245L262 248H261V246H259L260 242H261ZM256 241L257 242L260 241L259 244ZM18 242H20V241H18ZM25 242H26V240H25ZM42 244L40 246H42ZM234 244H235V247H234ZM257 244L259 247L257 246V248H256L255 246ZM8 246H9V244H8ZM220 247H222V246H220ZM8 250H9V247H8ZM1 252H0V256H1ZM17 252H16V256H17ZM203 252H200V253H203ZM209 252L210 251H207V254ZM25 253H26V255L24 254L21 257L24 256L25 259L27 257L29 261L26 260V262L28 261L29 264H31V263L36 264L37 263V259H35V257L30 259L27 256L28 252L25 251ZM204 253L201 254L200 256L206 257V251ZM2 254L6 256L4 251ZM21 254H22V252H21ZM247 254H248V256H247ZM43 255L44 254H43V249H42V255L40 256L41 260H42ZM212 255L213 254L210 252L207 255V258L212 257ZM12 256L14 257V254ZM40 257H38V258H40ZM238 257L237 258L235 257L236 258L234 260L235 263H239V264L242 263L243 264L244 262H241V261H243L242 257H239V258ZM10 258H11V255L8 259L6 258L8 260V262L14 261V260H12V258L10 260ZM33 259H34V261H33ZM7 260H5L6 264L8 263V262H6ZM31 260H32V262H31ZM254 260L256 263L254 262ZM18 261L16 263H19ZM248 261L250 262V259ZM3 262H4V260H3ZM21 262H23V260H21ZM28 262H27V264H28ZM16 263H14V264H16ZM23 263L26 264L25 262H23ZM0 264H1V260H0ZM12 264H13V262H12ZM37 264H39V263H37ZM232 264H234V263H232Z\"/></svg>",
	"mask_w": 264,
	"mask_h": 264
}]
</instances>
